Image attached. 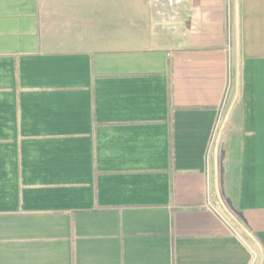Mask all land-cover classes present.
I'll return each mask as SVG.
<instances>
[{
	"label": "crops",
	"instance_id": "0c3cea01",
	"mask_svg": "<svg viewBox=\"0 0 264 264\" xmlns=\"http://www.w3.org/2000/svg\"><path fill=\"white\" fill-rule=\"evenodd\" d=\"M261 263L264 0H0V264Z\"/></svg>",
	"mask_w": 264,
	"mask_h": 264
},
{
	"label": "water",
	"instance_id": "95a60500",
	"mask_svg": "<svg viewBox=\"0 0 264 264\" xmlns=\"http://www.w3.org/2000/svg\"><path fill=\"white\" fill-rule=\"evenodd\" d=\"M238 94H239V77L237 76V93H236V96H235V99L234 101L232 102L231 106L229 107L224 119H223V122L221 124V127L218 131V134H217V137H216V140H215V146H214V167H215V180H216V193H217V197L223 207V209L225 210V212L234 220V222H236L245 232L248 236H250L254 241L255 243L259 246V243L253 238V236L239 223V221L237 219H235V217L227 210V208L225 207V205L223 204L222 202V199H221V196H220V193H219V189H218V169H217V155H218V147H219V143H220V139H221V135H222V132L225 128V125H226V122L233 110V106L234 104L236 103L237 101V98H238ZM262 264V263H261Z\"/></svg>",
	"mask_w": 264,
	"mask_h": 264
},
{
	"label": "rangeland",
	"instance_id": "374dc122",
	"mask_svg": "<svg viewBox=\"0 0 264 264\" xmlns=\"http://www.w3.org/2000/svg\"><path fill=\"white\" fill-rule=\"evenodd\" d=\"M211 173H212V171H211ZM221 196V195H220ZM222 199V198H221Z\"/></svg>",
	"mask_w": 264,
	"mask_h": 264
},
{
	"label": "trees",
	"instance_id": "16d2710c",
	"mask_svg": "<svg viewBox=\"0 0 264 264\" xmlns=\"http://www.w3.org/2000/svg\"><path fill=\"white\" fill-rule=\"evenodd\" d=\"M233 214H234V212H233ZM235 215V214H234Z\"/></svg>",
	"mask_w": 264,
	"mask_h": 264
}]
</instances>
